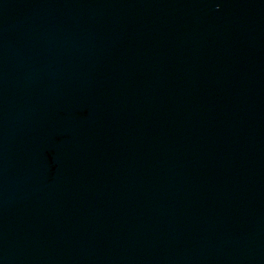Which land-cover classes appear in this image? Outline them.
Returning <instances> with one entry per match:
<instances>
[{"label": "water", "instance_id": "95a60500", "mask_svg": "<svg viewBox=\"0 0 264 264\" xmlns=\"http://www.w3.org/2000/svg\"><path fill=\"white\" fill-rule=\"evenodd\" d=\"M0 264H264V0H0Z\"/></svg>", "mask_w": 264, "mask_h": 264}]
</instances>
